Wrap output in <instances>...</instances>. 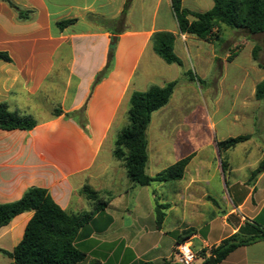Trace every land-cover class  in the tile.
I'll use <instances>...</instances> for the list:
<instances>
[{"label": "crops", "instance_id": "1", "mask_svg": "<svg viewBox=\"0 0 264 264\" xmlns=\"http://www.w3.org/2000/svg\"><path fill=\"white\" fill-rule=\"evenodd\" d=\"M204 1L182 0V6L202 13L196 9ZM13 2L35 13L29 20H19L0 0V53L11 60L0 61V104L11 112L31 116L37 124L29 131L0 130V205L15 202L28 188L36 187L46 190L62 210L78 214L92 209L80 193L82 188L97 192L106 206L78 233L75 245L86 255L80 264H163L173 256L179 237L190 246L198 263L199 257L203 262L212 246L246 222L264 229V143L256 144L252 158L243 159L240 165L232 159L236 149L248 155L245 149L255 130L264 125V97L255 98L264 72L252 60L255 41L251 42L247 32L246 44L235 51L232 61L236 89L229 94L228 118L215 124L205 118L198 122L189 119V108L170 106L175 90L168 103L151 114L145 132V174L154 177L181 159L189 161L181 179L141 187L129 181L124 167L113 157V143L127 125L131 93L145 92L153 85L162 87L170 82L165 74L178 67L159 62L150 44L154 32L175 35L177 26L156 25L162 4L174 19L170 0H131L127 19L138 12L141 18L149 16L151 24L116 35L89 22L87 16L117 19L126 0ZM205 6L208 11L213 2L206 0ZM66 19L77 22L59 31L55 23ZM110 36L115 42L112 68L91 91L105 64ZM180 43L175 36V54L181 51ZM245 48L249 62L234 64ZM179 58L183 67H178L175 80L188 71ZM207 63L216 74V62ZM198 74L202 77L203 72ZM242 84L250 90H238ZM56 108L62 113L54 117ZM66 114L75 118H66ZM242 117L245 124L240 125L237 122ZM226 121L241 127L244 131L238 136L248 139L223 150L220 159L215 157L220 151L217 144L233 138L228 130H222ZM206 149L209 154L203 155ZM157 205L164 208L160 228L155 222ZM32 215L33 211L23 212L0 227L1 250H13ZM218 264H264V241L239 247Z\"/></svg>", "mask_w": 264, "mask_h": 264}, {"label": "trees", "instance_id": "2", "mask_svg": "<svg viewBox=\"0 0 264 264\" xmlns=\"http://www.w3.org/2000/svg\"><path fill=\"white\" fill-rule=\"evenodd\" d=\"M17 14V19L29 20L34 10L21 9L13 0H1ZM213 6L206 12H193L182 6V0H170V7L181 34H191L200 39H208L213 31L222 26L232 30H243L249 35L264 32V0H212ZM131 0H126L120 16L114 20H107L96 15H88L87 20L103 29L110 35L120 33V30H111L107 26L125 22ZM193 18L191 21L189 18ZM76 19L57 21L56 28L63 31L75 24ZM153 52L166 64H174L182 67V61L174 53V35L167 31H157L150 36ZM259 46H254L251 52L252 60L256 66L264 71V65L258 62ZM0 61L10 62L6 53H0ZM113 65V52L109 51L102 69L97 73L91 91L107 74ZM189 80H194L190 70L183 72ZM176 85V81L166 83L163 87L151 86L145 92H133L129 98L127 111L128 125L117 134L112 155L121 162L129 181L136 186H149L153 182H167L182 178L189 158L181 159L174 165L161 171L154 177L145 174L147 163L146 129L149 125L151 114L165 106ZM264 97V78L256 86L255 98L261 100ZM61 110L56 108L53 116L61 115ZM66 118H75L74 114H66ZM36 121L29 115L11 112L5 104H0V130L29 131L36 126ZM248 139V136H237L219 142L220 152L234 147ZM252 174V178L256 173ZM91 204L92 209L84 213H68L59 208L50 198L46 190L36 187L28 188L21 198L15 202L0 205V227L7 225L16 215L26 211H33L31 219L25 226L20 242L11 252L0 249V253L11 259L10 264H80L85 259V253L80 251L75 241L80 230L88 224L94 215L103 211L106 202L99 194L85 186L80 191ZM163 206L155 207L156 226L164 219ZM257 241H264V229L255 222H246L237 232L212 246L209 256L204 258L202 264L212 256L218 264L231 252L239 247L251 245ZM184 239L179 237L175 244H183ZM196 257V255H195ZM89 264H100L92 261ZM141 264H153L143 262ZM163 264H180L173 257L164 260ZM195 264V263H194Z\"/></svg>", "mask_w": 264, "mask_h": 264}, {"label": "rangeland", "instance_id": "3", "mask_svg": "<svg viewBox=\"0 0 264 264\" xmlns=\"http://www.w3.org/2000/svg\"><path fill=\"white\" fill-rule=\"evenodd\" d=\"M205 1L200 3V6L196 9V11L205 12L208 9V7L205 6ZM207 1L209 4H212V0ZM138 5L140 6V4ZM138 14V12H135L130 19H127L126 17L125 22L121 25L116 23L107 27L111 30L119 29L120 31H129L136 28L138 29L143 23L145 24V27L150 26L151 23L149 16L147 18H141L142 16ZM192 19L193 18L191 17L189 18L190 21ZM156 25L157 27L161 25V27H165L167 29H174V27L176 28L177 26L176 21L169 16L164 4H162L160 7ZM175 36L181 42V51L177 50L176 55L185 61L184 70H190L194 76V80H189L184 76V74L179 80H175L180 72L178 67H175L176 71H169L165 74V78L169 79L170 82L176 81V85L173 89V91L175 90V94L172 98L170 106L189 108L192 114H190L188 117L189 119H194L196 122L201 121L202 118H205V121L215 124L219 123L221 118L225 116L228 118L231 113L229 94L236 89V81L232 78V74L234 72L232 61L235 57V51L239 50L242 47V44H246L245 38L247 36L245 31L232 30L222 26L219 30L215 29L212 36L208 39H200L191 34H181L177 27V30L175 29L174 40ZM249 36L250 39H252L251 42H253V40L255 41L254 46L260 47V51L258 52V62L264 65V33ZM236 42L238 45L234 46L233 44ZM185 47L188 49V51L185 50ZM154 56L159 62L166 64L158 56ZM196 57L200 59L197 58V60ZM145 59L146 57L144 60ZM211 60H214L217 64L216 74H214L213 68L207 63ZM248 60L249 58L247 56V49L245 48L240 53L238 59L234 60V64L240 63V65H246V63L249 62ZM143 61L141 63V68ZM257 68L262 70L259 67ZM199 70L203 72L202 77H199ZM241 86L242 87L238 88V90H250V86L243 84ZM218 97H221V99ZM262 104L264 105V103ZM249 111L251 112L252 110L250 109ZM249 118L251 117L249 116ZM242 120L244 121L243 117ZM242 120H239L237 123L240 125L245 124V121L242 123ZM226 122L228 125L222 130H228V133L231 136L235 137L243 133L244 130H241V127L231 125L230 121ZM262 143H264V125H262L261 128L258 127V129L255 130V134L252 136V143L248 146V148L245 149L248 151V155L245 156L242 153V149H236L232 154V159L240 165L243 159L246 158L248 160L252 158L255 152V145H262ZM108 144L109 142L106 143L104 148H107ZM208 152L209 149H206L203 155H208ZM215 157L222 159V152H215ZM171 257H175L174 253L173 256L172 254L170 255L169 259ZM10 263L11 259L5 254L0 253V264ZM195 264H202L200 257L198 259V263L195 262Z\"/></svg>", "mask_w": 264, "mask_h": 264}, {"label": "built area", "instance_id": "4", "mask_svg": "<svg viewBox=\"0 0 264 264\" xmlns=\"http://www.w3.org/2000/svg\"><path fill=\"white\" fill-rule=\"evenodd\" d=\"M176 261L180 264H194L195 254L191 251L190 246L187 244H180L176 247L174 252Z\"/></svg>", "mask_w": 264, "mask_h": 264}, {"label": "water", "instance_id": "5", "mask_svg": "<svg viewBox=\"0 0 264 264\" xmlns=\"http://www.w3.org/2000/svg\"><path fill=\"white\" fill-rule=\"evenodd\" d=\"M110 40V43H109V46H108V51H114V48H115V42H114V38L112 36H110L109 38ZM261 169L264 170V162L261 166ZM214 262V258L212 256H210L208 258V261L207 262H204L203 264H212Z\"/></svg>", "mask_w": 264, "mask_h": 264}]
</instances>
